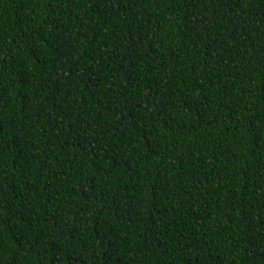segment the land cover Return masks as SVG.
<instances>
[{"label": "trees", "instance_id": "1", "mask_svg": "<svg viewBox=\"0 0 264 264\" xmlns=\"http://www.w3.org/2000/svg\"><path fill=\"white\" fill-rule=\"evenodd\" d=\"M0 264H264V0H0Z\"/></svg>", "mask_w": 264, "mask_h": 264}]
</instances>
